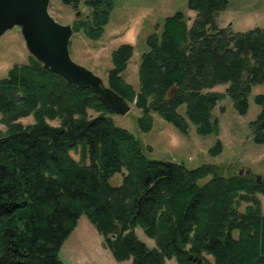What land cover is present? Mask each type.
<instances>
[{"label":"trees","instance_id":"1","mask_svg":"<svg viewBox=\"0 0 264 264\" xmlns=\"http://www.w3.org/2000/svg\"><path fill=\"white\" fill-rule=\"evenodd\" d=\"M59 2L73 9L82 4L89 15L73 22V33L101 40L115 0ZM226 3L187 0V10L196 13L191 26L182 11L164 18L160 33L145 39L138 91L122 77L133 47L112 51L107 87L129 104L135 100L141 132L152 129L156 114L180 133L189 122L198 135L218 136L212 112L225 96L237 114L247 112L252 87L264 84V29L232 34L218 28ZM219 86H226L224 93L214 91ZM254 101L260 112L253 142L264 145V93ZM111 115L90 90L67 85L32 56L0 79V120L8 128L0 136V264H62L59 249L82 215L117 262L264 264L257 197L264 196V184L222 175L214 165L187 169L153 158L152 148ZM28 117L33 125L22 129L19 121ZM221 150L217 141L208 154ZM117 175L119 183H110ZM136 228L153 248L137 238Z\"/></svg>","mask_w":264,"mask_h":264},{"label":"rangeland","instance_id":"2","mask_svg":"<svg viewBox=\"0 0 264 264\" xmlns=\"http://www.w3.org/2000/svg\"><path fill=\"white\" fill-rule=\"evenodd\" d=\"M226 7L216 16L218 28H224L232 34L244 33L255 28L264 29V0H226ZM187 0H115L108 24L104 28L101 40L97 42L86 39L81 33H73L69 42L71 60L99 77L107 87V73L111 68V53L123 44L133 47V55L129 60L122 77L126 83L138 91L137 69L140 55L146 52L145 39L152 33L159 34L164 18L176 11H182L191 26L196 13L188 11ZM49 14L59 24L72 25L78 19H85L89 11L81 4L77 9L63 5L59 0H50ZM30 54L26 49L20 29L15 27L0 37V79L8 71L19 65H27ZM226 86L214 88L224 93ZM264 93V84L252 87L248 95V109L239 115L228 97L217 104L212 116L217 120L218 136H201L196 133L193 124L188 123L187 132L180 133L172 125L166 123L158 115H152V129L141 132L136 120L140 110L135 107V100L129 104V112L123 116L111 115L114 124L125 129L144 147H151V157L163 161L181 164L187 169H195L204 165L217 166L222 175L238 174L244 178L258 180L264 184V145L253 142V126L260 107L254 98ZM184 115V107L179 109ZM89 117L97 114L88 110ZM20 127L25 129L33 125L31 117L21 119ZM57 126L58 121L49 122ZM8 128L0 120V136L7 133ZM264 133V131H263ZM219 141L222 150L217 156H210L208 150ZM70 155L77 161L78 155ZM120 175L114 176L110 183L118 184ZM209 178L201 181L205 183ZM264 214V196L257 195ZM245 204L239 211L243 212ZM137 238L148 248L154 242L147 238L142 229L136 228ZM58 258L62 264H130V261L117 262L110 250L105 246L103 238L85 216H81L69 235L62 243ZM204 258L212 263L210 256ZM167 264H175L168 261Z\"/></svg>","mask_w":264,"mask_h":264},{"label":"water","instance_id":"3","mask_svg":"<svg viewBox=\"0 0 264 264\" xmlns=\"http://www.w3.org/2000/svg\"><path fill=\"white\" fill-rule=\"evenodd\" d=\"M49 2L0 0V37L15 27L19 28L30 56L45 71L60 77L69 86L90 90L114 115L125 116L130 110L129 104L106 87L99 77L71 60L72 27L55 21L48 11ZM197 264H201V260Z\"/></svg>","mask_w":264,"mask_h":264}]
</instances>
